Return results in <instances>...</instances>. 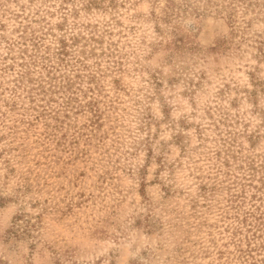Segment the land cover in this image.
Instances as JSON below:
<instances>
[{
  "label": "rangeland",
  "instance_id": "1",
  "mask_svg": "<svg viewBox=\"0 0 264 264\" xmlns=\"http://www.w3.org/2000/svg\"><path fill=\"white\" fill-rule=\"evenodd\" d=\"M166 4L0 0V264H264V0Z\"/></svg>",
  "mask_w": 264,
  "mask_h": 264
},
{
  "label": "trees",
  "instance_id": "2",
  "mask_svg": "<svg viewBox=\"0 0 264 264\" xmlns=\"http://www.w3.org/2000/svg\"><path fill=\"white\" fill-rule=\"evenodd\" d=\"M203 0H166V19L171 18V16H178L184 12L193 10L194 12H199V2ZM211 2V0H206ZM191 9V10H190ZM234 20V16H230Z\"/></svg>",
  "mask_w": 264,
  "mask_h": 264
}]
</instances>
